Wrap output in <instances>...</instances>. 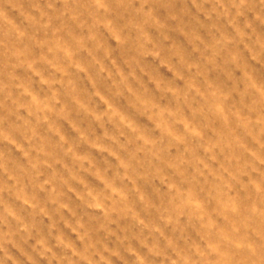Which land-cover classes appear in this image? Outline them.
<instances>
[{
  "label": "rangeland",
  "instance_id": "1",
  "mask_svg": "<svg viewBox=\"0 0 264 264\" xmlns=\"http://www.w3.org/2000/svg\"><path fill=\"white\" fill-rule=\"evenodd\" d=\"M0 264H264V0H0Z\"/></svg>",
  "mask_w": 264,
  "mask_h": 264
}]
</instances>
